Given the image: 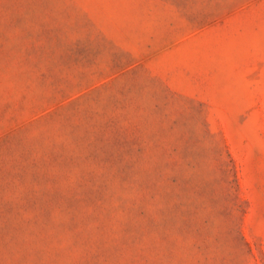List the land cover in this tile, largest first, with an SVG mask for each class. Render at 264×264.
Masks as SVG:
<instances>
[{"label": "rangeland", "instance_id": "374dc122", "mask_svg": "<svg viewBox=\"0 0 264 264\" xmlns=\"http://www.w3.org/2000/svg\"><path fill=\"white\" fill-rule=\"evenodd\" d=\"M0 264H264V0H0Z\"/></svg>", "mask_w": 264, "mask_h": 264}]
</instances>
